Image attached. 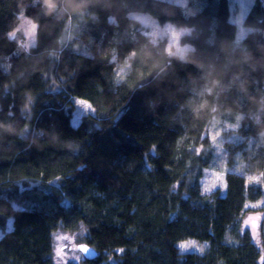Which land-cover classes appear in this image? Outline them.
Returning a JSON list of instances; mask_svg holds the SVG:
<instances>
[{"label": "trees", "instance_id": "obj_1", "mask_svg": "<svg viewBox=\"0 0 264 264\" xmlns=\"http://www.w3.org/2000/svg\"><path fill=\"white\" fill-rule=\"evenodd\" d=\"M135 13L188 31L189 61ZM243 26L236 42L228 0H0V264H54L59 229L83 230L81 264H264V218L259 244L240 226L264 210L260 0ZM76 100L92 113L74 124ZM214 168L225 193L204 195Z\"/></svg>", "mask_w": 264, "mask_h": 264}, {"label": "rangeland", "instance_id": "obj_2", "mask_svg": "<svg viewBox=\"0 0 264 264\" xmlns=\"http://www.w3.org/2000/svg\"><path fill=\"white\" fill-rule=\"evenodd\" d=\"M172 1L174 3H177L181 6H186L188 3V0H167ZM256 0H228L229 4V10H230V21L236 26V38L235 41L239 42L243 39V37L248 32V29L243 26L244 18L248 12V10L251 8V6L255 3ZM263 7H264V0H260ZM135 18L139 19L144 26V31L153 39L156 40L158 37H161L165 35L168 39V50L171 51H179L181 47L179 46V39L188 31L186 30H178L174 27L170 26L169 24H165L164 26H160L155 20H153L151 17H149L146 14H140L135 13L132 14ZM32 24L33 22L26 17L24 14L23 16H19V22L15 30H13L10 34L14 33L13 35L9 36L13 38L17 32H21V34L24 37V40L22 42V47L26 50L31 48L35 44V32L36 28L34 30V35L32 34ZM185 47V46H184ZM182 47V48H184ZM85 113H92V110L90 107H87L86 103H82L81 101L76 100L75 102V111L73 113V123L76 124L79 121V117L82 114ZM214 126H211L210 128V134L212 138H216L219 134L218 131H216V123L213 124ZM221 168V167H220ZM256 177H250L246 176L247 180H252ZM215 185V187H213ZM223 185V188L220 186ZM200 187L201 192L204 195H209L213 193L214 191L218 190L223 195L225 193V181H224V173L219 171V169H209L204 171L203 178L200 181ZM211 188L212 191L209 193H204L203 189ZM261 202L250 205L249 207L252 208L254 211H250L245 214V216L242 218L240 226L241 230L247 231L252 241H254L256 244L260 243L261 240V229H262V222L264 218V210H257L260 208ZM253 223L258 224L257 229L250 230L249 227ZM67 236V240L60 239L61 237ZM83 237L84 232L82 229H78L73 232H66L61 229L55 231L52 236V254L51 258L54 264H64V261H62L59 257H56L55 253L58 248L64 247L67 245L66 252L68 255L65 257V259L68 261V264H81V261L83 260L82 254L79 252L77 245L84 244L83 243ZM183 243L192 245L189 247L186 251L182 252L179 247L178 249L182 252H197L200 253L201 251L199 249H203L201 245L196 243L195 241L188 240ZM85 245V244H84ZM71 256H80L79 260L76 259H69Z\"/></svg>", "mask_w": 264, "mask_h": 264}, {"label": "snow or ice", "instance_id": "obj_3", "mask_svg": "<svg viewBox=\"0 0 264 264\" xmlns=\"http://www.w3.org/2000/svg\"><path fill=\"white\" fill-rule=\"evenodd\" d=\"M82 103H83V102H82ZM87 107H90V105H87ZM248 184H260L259 178H253L252 180L249 181ZM248 184L246 185V187L248 186ZM260 186H261L262 188H264V184H260ZM213 187H215V185H213ZM220 187L223 188V185H221ZM203 191H204V193H209L210 191H212V189H211V188H207V187H205V188L203 189ZM246 227H249L250 230H252V229H257V228H258V224L253 223L251 226H247V225H246ZM242 231H243V229H242ZM60 239L67 240L68 237H67V236H65V237H61ZM191 246H192V245H190V244H186V243H183V242H181V243L178 245L179 249H180L182 252L186 251V250H187L189 247H191ZM76 247L78 248V250H79L80 253H86V252L89 251V247H88L87 245H84V244L77 245ZM66 248H67V245H65L64 247L58 248V249L56 250V253H55L56 257H59L62 261H64V264H68V261L65 259V257L68 255V253L66 252ZM199 250H200L201 252L203 251L202 248L199 249ZM121 251H122V250H121ZM73 258L76 259V260H79V259H80V256H71V257H69V259H73ZM262 260H264V257H262Z\"/></svg>", "mask_w": 264, "mask_h": 264}, {"label": "clouds", "instance_id": "obj_4", "mask_svg": "<svg viewBox=\"0 0 264 264\" xmlns=\"http://www.w3.org/2000/svg\"><path fill=\"white\" fill-rule=\"evenodd\" d=\"M44 4L45 7L50 11V12H55L56 11V7H57V0H44ZM21 16H23V12H21ZM37 27V25L35 23L32 24V34L34 35V30ZM14 33L10 34L13 35ZM194 51V49H191L189 47H184L179 51L176 52H172L169 53V55H173L176 58L184 61V62H188L189 61V57L191 55V53ZM128 59H131V57H129ZM131 67V65H129V68ZM262 135H264V133H262Z\"/></svg>", "mask_w": 264, "mask_h": 264}, {"label": "water", "instance_id": "obj_5", "mask_svg": "<svg viewBox=\"0 0 264 264\" xmlns=\"http://www.w3.org/2000/svg\"><path fill=\"white\" fill-rule=\"evenodd\" d=\"M83 258L86 260H92L96 257V253L89 248V251L86 253H81Z\"/></svg>", "mask_w": 264, "mask_h": 264}]
</instances>
